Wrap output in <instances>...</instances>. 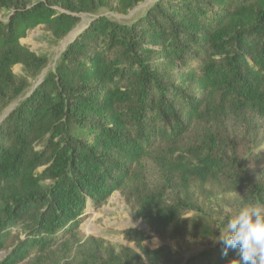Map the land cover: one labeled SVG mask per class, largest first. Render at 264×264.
<instances>
[{
  "label": "trees",
  "instance_id": "trees-1",
  "mask_svg": "<svg viewBox=\"0 0 264 264\" xmlns=\"http://www.w3.org/2000/svg\"><path fill=\"white\" fill-rule=\"evenodd\" d=\"M144 1L0 0V264H60L54 247L118 190L149 232L126 229L134 246L91 236L63 264L238 257L222 255L217 227L264 205L262 154L241 148L264 128V0H156L128 22L104 14ZM80 14L91 21L53 65L22 42L43 26L59 45ZM154 236L179 247H150Z\"/></svg>",
  "mask_w": 264,
  "mask_h": 264
},
{
  "label": "rangeland",
  "instance_id": "rangeland-1",
  "mask_svg": "<svg viewBox=\"0 0 264 264\" xmlns=\"http://www.w3.org/2000/svg\"><path fill=\"white\" fill-rule=\"evenodd\" d=\"M156 0H146L138 4L127 15L118 14L115 11L106 10L105 15L110 16L112 19L120 22H128L133 17H138L143 14L146 9L152 5ZM82 22L78 27L67 36L59 45H54L50 41L49 32L43 27L38 26L29 30L27 37L22 39V42L28 45L32 51L37 53H47L50 56L51 65H53L60 52L64 49L67 42L72 40L80 31H82L91 21L89 14H80ZM14 71L21 75L22 66L17 65L14 67ZM232 131L235 128L230 127ZM248 152L249 157L255 155H261L264 161V128L258 130V134L252 142H243L241 148ZM146 174L148 177L149 185L152 188L160 187L164 183L160 167L153 158H148L144 161ZM89 208L86 212L85 220L80 225V233L75 240L67 239L66 241L59 242L54 250L57 257L60 260V264L68 261L74 255V249L86 242L89 237L95 236L102 238L105 241L112 244H124L134 246V242L130 241L124 231L128 228H137L149 232L142 222V219L138 218L134 209L133 203L128 199L125 192L118 190L113 193L109 200L100 208ZM150 247H156L160 244L167 243L174 247H179L176 241L164 239L160 236H154L152 239L146 241ZM205 246L201 244L192 245L186 251L185 255L198 252ZM68 257V258H66ZM20 264H29L28 261H24Z\"/></svg>",
  "mask_w": 264,
  "mask_h": 264
},
{
  "label": "clouds",
  "instance_id": "clouds-1",
  "mask_svg": "<svg viewBox=\"0 0 264 264\" xmlns=\"http://www.w3.org/2000/svg\"><path fill=\"white\" fill-rule=\"evenodd\" d=\"M219 230L218 241L229 249L238 250L231 264H264V205H243Z\"/></svg>",
  "mask_w": 264,
  "mask_h": 264
}]
</instances>
